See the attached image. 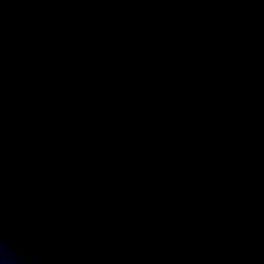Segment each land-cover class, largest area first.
<instances>
[{
  "label": "water",
  "instance_id": "water-1",
  "mask_svg": "<svg viewBox=\"0 0 264 264\" xmlns=\"http://www.w3.org/2000/svg\"><path fill=\"white\" fill-rule=\"evenodd\" d=\"M0 264H264V0H0Z\"/></svg>",
  "mask_w": 264,
  "mask_h": 264
}]
</instances>
